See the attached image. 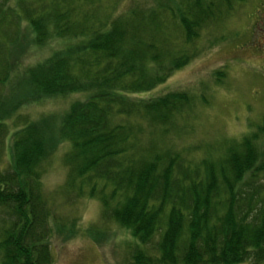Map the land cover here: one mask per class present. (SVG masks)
<instances>
[{"label": "trees", "instance_id": "trees-1", "mask_svg": "<svg viewBox=\"0 0 264 264\" xmlns=\"http://www.w3.org/2000/svg\"><path fill=\"white\" fill-rule=\"evenodd\" d=\"M246 1L18 0L16 10L1 3L0 46L23 20L24 40L33 33L36 45H64L26 75L22 92L88 94L62 128L72 144L62 194L96 197L101 226L131 234L126 264H264V124L224 154L199 157L163 139L175 119L210 105L204 95L196 104L181 91L139 98L191 63L203 35L225 27ZM15 44L0 47V85ZM225 70L214 73L216 83ZM6 130L0 123V155ZM46 137L39 126L19 134L16 160L0 171V264L52 263L55 218L38 169L51 150Z\"/></svg>", "mask_w": 264, "mask_h": 264}, {"label": "rangeland", "instance_id": "rangeland-1", "mask_svg": "<svg viewBox=\"0 0 264 264\" xmlns=\"http://www.w3.org/2000/svg\"><path fill=\"white\" fill-rule=\"evenodd\" d=\"M1 3L18 9V0H0V7ZM26 23L23 20L19 28L10 25L13 30L6 35L9 39L1 40L6 41L1 48H6L5 43L18 45L8 59L5 51L9 76L0 85V123L7 129L0 171H6L16 160L19 150L14 142L19 134L39 126L48 136L46 146L51 148L38 167L42 196L55 218L50 241L51 264H126L130 260L131 234L116 223L101 226L102 207L96 197L83 195L75 200L74 195L62 194L68 175L65 157L72 150L71 142L61 136L62 128L64 123L70 126L72 110L83 104L88 94L22 92L26 75L64 48L57 40L36 45L33 33L24 40L21 36L28 29ZM225 23V27L203 35L197 45L200 53L191 63L173 72L151 92L139 96L154 99L181 91L195 98V104L202 95L209 100L210 105L198 106L175 119L170 125L175 127L163 139L179 151L196 149L194 155L199 157L207 149L214 155L224 154L227 144L240 142L264 124V0H247L242 7L235 8ZM13 32L19 34L13 36ZM0 65L5 66L1 54ZM223 68L226 77L220 85L215 82L214 73ZM45 121L50 126H45ZM149 130V126H142L143 142H148ZM259 145L264 148V136L260 137ZM68 228L70 233H66ZM95 228L97 233L90 235L88 232ZM158 241L156 238L153 242Z\"/></svg>", "mask_w": 264, "mask_h": 264}, {"label": "bare ground", "instance_id": "bare-ground-1", "mask_svg": "<svg viewBox=\"0 0 264 264\" xmlns=\"http://www.w3.org/2000/svg\"><path fill=\"white\" fill-rule=\"evenodd\" d=\"M181 70V69H180ZM178 71V70H177Z\"/></svg>", "mask_w": 264, "mask_h": 264}]
</instances>
